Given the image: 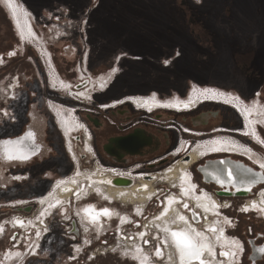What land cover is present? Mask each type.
I'll use <instances>...</instances> for the list:
<instances>
[{
    "label": "rangeland",
    "instance_id": "obj_1",
    "mask_svg": "<svg viewBox=\"0 0 264 264\" xmlns=\"http://www.w3.org/2000/svg\"><path fill=\"white\" fill-rule=\"evenodd\" d=\"M12 2L19 17L18 26L13 19V10L0 0V54L14 50L0 60V139L15 137L27 126H32L42 147L32 162L6 163L0 158V264H152L155 258L162 264H179L177 249L167 233L164 232L163 236L157 226L149 227L148 231L141 230L142 225L149 224L150 218L164 212L162 204L170 193L181 194L170 182L153 181L151 188L143 183L146 180H141L144 188L147 186L146 189L150 187L158 191L148 200L144 212L134 207L144 205L141 200L111 204L102 200L103 196L99 197L98 192L89 195L81 190L82 197H77L79 191L75 190L72 204L56 209L47 218V227L42 228L43 235L36 249L37 232L21 224L14 227L12 223L18 217L24 219L23 223L32 218L31 223L36 226L39 208L34 200L42 194L45 196L55 181L74 176L78 170L97 171L95 167L98 166L101 169L134 168L145 174H159L176 163L179 158L176 152L181 148L182 155L199 141L228 137L218 136L216 130L219 126L241 127V119L232 108L214 102H208L210 104H204L192 113H186L190 112L187 110L151 113L138 109L131 102L115 106L132 96L156 97L162 101L185 100L196 89L229 91L232 95L238 93L250 108L262 106L261 115L255 118H264V89L237 66L239 57L247 54L237 50H259L264 44V32H261L264 16L260 14L264 3L256 0ZM195 13L209 30L201 35L204 48L197 46V39L190 30L196 21ZM25 17L38 36L37 40L35 34L28 37L22 31L24 19L26 25L28 23ZM250 54L256 56L259 52ZM244 60L247 62L248 59L245 57ZM216 71L228 74L227 84L216 79ZM85 77L96 84L104 80L103 85H97L93 91L91 100L86 102L74 100L65 91L58 92L51 85L52 79H61L75 89ZM240 82L247 84V89ZM52 105L64 111L71 110V116L92 131L95 154H86L83 150L81 132L73 135L80 160L78 165L66 150ZM207 107L216 109L218 114L211 112L208 120L203 122L201 111ZM198 118L200 120L196 121ZM136 129L154 135L158 140L156 147L142 154H126L122 159L103 150L111 138L125 136ZM257 129L264 139V119ZM212 151L215 150L208 149L201 157ZM214 157L216 155L208 156L189 167L195 190L199 195L216 198L219 208H223L218 209L224 214L210 213V216L215 223L218 217L222 222V216L228 218L223 225H227V236L233 239L235 248L232 245L224 247L236 250L235 259L240 255L236 264H264V253L256 263L251 259L253 244L264 247V212L258 206L256 209L259 210L254 212L246 207L247 201L264 207V183L259 184L262 186L259 189L254 187L248 196H223L220 192H226L228 188L205 180L199 170L207 159ZM185 175L184 171L177 182L184 183ZM99 189L104 191L102 186ZM108 194L113 196L109 191ZM82 198V202L78 201ZM114 199H117L116 194ZM188 200L190 205L185 203V210L184 205L180 207L185 215H189L187 211H193L192 225L198 231L207 232L209 225L205 211L195 205V198ZM75 203L77 208L86 204L106 205L120 213V217H110L108 221L106 218L100 229L89 225L84 230V224L76 216ZM42 206L40 220L50 209L47 202ZM124 215L127 220L129 215L134 218L132 225H128L130 220L124 224L121 219ZM73 222L77 231L73 230ZM138 222L137 230L152 242L145 245L144 237L130 247L119 239V230L121 224L127 229L137 226ZM8 251H18L23 257L4 261ZM219 252L222 253L220 249Z\"/></svg>",
    "mask_w": 264,
    "mask_h": 264
},
{
    "label": "flooded vegetation",
    "instance_id": "obj_2",
    "mask_svg": "<svg viewBox=\"0 0 264 264\" xmlns=\"http://www.w3.org/2000/svg\"><path fill=\"white\" fill-rule=\"evenodd\" d=\"M4 3L6 4L7 7H9L11 10H13V19L15 20L17 26L19 25V17L16 14V11H14V3L12 2L13 0H3ZM259 3H264V0H256ZM262 11L260 12L261 17L264 16V9L263 7H261ZM27 18V17H25ZM194 18L196 19V21L194 22V25L192 26V28L190 29L192 34L194 35V37L197 39V46L199 48H204V37H201L202 34H204L203 32H209V30L207 29V27L205 26V22L199 20L198 18V14H194ZM264 19V17H263ZM198 20V21H197ZM27 21L30 23L29 19L27 18ZM86 21V20H85ZM87 23V22H86ZM23 30L24 32H26L27 36L31 37L33 34L36 35V33L34 32L31 23L26 25L25 23V19H24V23L22 24ZM34 32V33H33ZM201 32V33H198ZM261 32H264V24H263V29L261 30ZM20 35V34H19ZM38 39V36L35 40ZM205 40L208 42L210 41V38H205ZM262 47L259 50H251L250 48L248 50H246L245 47V52H242L240 50H237L240 53H247L243 58L240 56V61L237 62V66L238 68L245 70V75L248 76L251 80L257 81L260 83L261 88L264 89V44L261 45ZM256 51L259 52V54H256ZM13 52L14 50H10L8 52H6L5 54H0V60L3 59L4 55H10V53ZM251 52H255L256 56H252L250 53ZM247 58V62L244 60V58ZM2 63V62H1ZM251 68V70H250ZM116 71V70H115ZM214 76L216 77L217 80L224 82L225 84L228 83V74L225 72L219 73L218 71H216V73L214 74ZM86 81V80H85ZM104 81V80H103ZM103 81H99L98 84L96 83H88V85L86 86V88H72L70 86V84L65 83L64 81H62L61 79H57V80H53L51 81V85L52 87L56 90V91H65L66 95H68L69 97L71 96L74 100H78L81 102H86L91 100V95L94 93L93 91L95 90V88L100 87L101 85H103ZM114 81V80H113ZM87 82V81H86ZM240 85H242L245 89H247V84L244 85V83L240 82ZM227 92V93H226ZM233 93V92H232ZM237 95H232L229 91H225V92H219L216 90H193L192 94L189 95V97L185 100H180V99H176V100H159V99H152V98H146L142 97V96H136L137 98H135L134 96L128 98V101H122L120 104H115V106H119V105H123L126 102H131V104H133L134 106H136L138 109H142L144 111H148V112H155L158 110H173V111H183V110H187L190 112H186V113H192L195 112L196 110L202 108L201 106L204 104H210L208 102H214L216 104H221V105H225L228 106L230 108H232L237 115L239 116V118L241 119V127L240 129H232L231 127L227 128V127H223V126H219V128L216 130L217 133L220 135H226L228 137H224L222 139H213V140H207V141H199L198 144L193 145L194 147H192L190 149V151H188V153L186 154H180L179 150L176 152V155L179 156V158L177 159L176 163L172 166H170L168 169H165L164 171H162L159 174H156V176L154 177V180L148 181L150 187L152 188L151 183L153 181H159V182H167V178L165 177H169L170 175L173 177L171 178V180L176 182L173 184V186H182V184L177 182V179L174 177V174L177 175L176 173V167L179 166L180 164L182 165H186L185 168V176L183 177V180H185L186 184L182 187L187 186V184H189L190 188H192V186L194 185L193 182L191 181L190 177H189V173H188V169L189 167H191L193 164H197L200 160L208 157V156H214L216 155V157L214 158H220L223 156H236L239 159H245L247 162H249V158L252 159V157H256L261 164L259 165H264V139L261 137V135L259 134V131L257 129V127L260 125V122L264 119L263 117L260 119H256L255 117L260 116L262 113V106L258 107H248L244 101L242 100L241 96L238 93H235ZM194 95H197L198 98L194 99V101L192 103H189V100L191 98L194 97ZM237 98L240 101H238ZM138 99V100H136ZM230 99V100H229ZM258 101V100H257ZM196 103V104H195ZM236 103V104H235ZM215 104V105H216ZM52 112L54 113V117H56V123L58 125V129L60 130L63 138H64V142H65V147L66 150L68 151V153H70L71 157L74 159L75 163L78 165V160H79V156L77 151L75 150L74 147V142H73V135L74 133H78L81 132L82 133V142L84 144L83 150L85 151V153L89 154V153H94L95 154V149L92 145V140L94 139V136L91 135L90 131L91 129L86 125L82 124L78 119L73 118L71 116V110L68 111H64L60 108H54L52 105ZM238 109V110H237ZM151 110V111H149ZM204 111L202 112L201 118L206 122L208 120V118L210 117V113H217V110L214 108H206V109H202ZM264 110V109H263ZM218 114V113H217ZM32 116H35L34 114ZM31 118V116H30ZM34 118V122H36V117ZM199 118L196 119V121L200 120ZM250 123L254 124V129H255V136L252 137L251 135L248 134V130L247 127H250ZM257 123V124H256ZM257 125V126H256ZM240 132H238V131ZM27 131V132H26ZM23 136L27 137L28 142H29V146H28V150H27V159H23L24 161H19V160H8L6 157L8 155H11L13 157H18V151H12V152H3V148L2 146H0V158L2 159V161H5L6 163H28V162H32L33 160L36 159V157L39 156L40 152H41V147L42 145L38 143V138H37V132L34 129V127L32 126H27V128L19 135H22L23 133H25ZM92 132V131H91ZM189 132V131H188ZM187 132V133H188ZM31 133L32 135L29 136L28 134ZM140 135H137L142 141L140 142V147L137 149L140 153H145L147 151H149L150 149L152 150L154 147H156V145L158 144V140L157 138L150 134L149 132L145 131V130H140L138 132ZM243 133V134H241ZM247 133V134H246ZM17 135V136H19ZM142 136V138H141ZM16 137V136H15ZM13 138V137H12ZM12 138H7V139H12ZM116 138V137H115ZM35 139V140H34ZM3 140V139H0ZM38 143L40 145V149L38 151V153H36L37 151V144ZM205 144V145H204ZM36 145V146H35ZM220 147L224 150L222 151H229L228 153L226 152H220V154H215V153H210L207 154L202 158L201 156L204 155V153L211 148H217ZM120 144L115 143L113 144L112 147V151L114 154H127L126 151L122 150V148H119ZM185 149V146H183ZM233 148H236L238 150H242V153H237L233 151ZM260 148L261 150L258 151ZM263 148V149H262ZM227 149V150H225ZM104 150V149H103ZM235 150V149H234ZM105 151V150H104ZM184 151V150H183ZM196 151V153L198 154V157L196 159L195 162H192L190 164H188L190 162V153ZM232 151V152H231ZM109 155V154H108ZM128 155V154H127ZM222 155V156H221ZM116 158V157H115ZM123 158V157H122ZM187 158V159H185ZM212 158V159H214ZM80 161V160H79ZM80 164V163H79ZM97 171H87V170H78L77 174H75L74 176H70L66 179L60 178L59 180L55 181L49 192L45 195V196H38L37 199H35L34 201L36 202V204L38 205V212L36 214V226H34V223L32 222V218L30 220H28L26 223H23V221L21 220V218H17L15 220L13 224H16V226H18L17 224H20L25 226V227H32L35 230L36 233V237H35V245L38 243V241L40 240L41 236L43 235V230L42 228H46L47 227V218H49L56 209H60L63 207H66L68 205L72 204V197H73V192L75 190H78V196L77 197H82L81 195V190L82 187L84 186V191H89L88 194L91 195L92 193L95 194V192H98L97 194L99 195V197L103 196L102 200L106 201V203H113L115 201H120L118 199H114V198H108L106 195H103L102 192L96 188L94 189H89L88 187V183L86 184V176L91 174V175H98L99 177H104V178H108V177H114L115 174L113 173H105V170L100 167H95ZM99 168V169H98ZM102 170V171H101ZM175 170V171H174ZM112 174V175H111ZM149 175H147L148 177ZM118 177V176H117ZM153 178V175H152ZM76 179V180H75ZM179 179V178H178ZM131 180V179H130ZM143 180V179H140ZM139 180V181H140ZM132 185L134 186L135 182H137L136 180H131ZM191 181V182H190ZM83 183V186H82ZM105 184L107 182H104ZM75 187L71 189V185H74ZM193 184V185H192ZM108 186H110L108 183L106 184ZM130 186V187H131ZM195 186V185H194ZM264 186V185H263ZM147 187V186H146ZM146 187L144 188V184L140 185V186H136L135 189L136 191H143L144 189H146ZM262 186L256 187V188H261ZM187 187H185L186 189ZM88 189V190H87ZM139 189V190H138ZM98 190V191H97ZM154 190V195L156 194V189ZM153 195V196H154ZM152 196V197H153ZM84 198L82 199H78V201L82 202ZM198 201L200 204H202V209L203 211H209L210 208L213 205L211 204V201L217 202L215 201L216 198L214 197H208L205 196V194H203L202 196H198ZM108 200V202H107ZM205 200V202H204ZM208 201L210 202V204L208 203ZM49 203V211L47 213V215L45 217H42L40 220V216H39V210L43 207L42 205L45 203ZM202 202V203H201ZM20 203H26V202H20ZM77 203H75V205H73V207H75L76 209V216L79 217L80 221L82 224H84L83 229L86 230L88 228L89 225H92L94 228L96 229H100L104 223H106V218L107 221L108 219H113L117 216V213L114 212L115 210H112L111 207L104 205V207L101 206H97V205H93V204H86L84 206H86L88 209H90L92 211L93 214H97L98 217L100 218L99 221L91 223L88 220V216L86 215V213L82 210V207H78L76 206ZM170 202L167 203V205H169ZM248 204V208H252L251 210H255L256 206H258L263 212H264V207H262L261 205L251 202V201H247ZM95 206V207H94ZM138 207H143L144 205H138ZM90 207V208H89ZM170 207V206H169ZM206 207V208H205ZM107 209L108 213L107 215L104 214V210ZM171 211L174 210L173 206H171ZM74 210V208H73ZM259 210V209H256ZM167 225H169V223H167ZM14 226V225H13ZM77 227V225H76ZM175 231H185L183 233H187L186 235L191 239V241L195 244H203V242L197 243L195 241H193L192 236H190V233L188 232L187 229H176ZM189 233V234H188ZM192 234V233H191ZM37 239V241H36ZM172 239V237H171ZM232 247L235 245L233 244V242H231ZM18 246V245H16ZM235 248V247H233ZM260 248H264L263 246H256L255 244H253L252 249V255H251V259L253 261H256L263 255V253H260L258 250ZM36 249V247L34 248ZM230 251V249H229ZM10 251H8L6 258H4V261H8V260H19L23 257V253L19 254L18 251H14L13 253H9ZM207 252V251H206ZM228 252V251H227ZM232 252V251H231ZM233 253V252H232ZM229 257V255H227ZM239 257L240 255L236 256V259L234 258V260L232 261V264H236L239 261ZM194 262H191L190 264H192Z\"/></svg>",
    "mask_w": 264,
    "mask_h": 264
},
{
    "label": "bare ground",
    "instance_id": "obj_3",
    "mask_svg": "<svg viewBox=\"0 0 264 264\" xmlns=\"http://www.w3.org/2000/svg\"><path fill=\"white\" fill-rule=\"evenodd\" d=\"M28 24H30V23L28 22ZM84 80H86L87 82L84 81L83 83L75 86V88L79 89V88L87 85L90 82L92 83V80L87 78V77H85ZM150 98L153 99L154 97H150ZM197 98H198V96L194 95V97L189 100V103H192L194 101V99H197ZM136 100H138V99H136ZM149 111H151V110H149ZM26 132L23 133L22 135L13 137L12 139L6 138L3 140H0V146H2L4 153L12 152V151H18L19 154H18V157L14 159L15 161L16 160L24 161L23 159H20L19 157H25V156L28 157L27 156V150H28L29 142H28L27 137L23 136L24 134H26ZM136 137L139 138L140 136L138 137L136 135ZM137 138L131 137V139H127L124 141L121 139H112L110 141V144H109V149H112L113 144H115V143L120 144L119 148H122V150H124V151L125 150L127 151L128 149L129 150L130 149H138L140 147L141 141L138 140ZM36 144H37V150H36L37 152L36 153H38V151L40 149V145L38 143H36ZM233 151L237 152V153H242L241 152L242 150H238L236 148H233ZM197 157H198V154L196 153V151L191 152L190 153V162L188 164L195 162ZM185 159H187V158H185ZM252 159H254V161H256L258 164H261V162L256 157H252ZM207 160L208 161L205 165H201L199 167V170L201 171L202 175L204 176V179L209 181V182L211 181V183H213V184L215 183V184H217L223 188H228L226 192H230V193L236 192L239 194L245 193L246 191L252 189L253 187H255V188L259 187L260 186L259 183L261 181V178L264 177V171L258 172V171H256V169H254L252 166H250V163H248L247 161L241 160L239 158H233L229 155L223 156L220 158L207 159ZM168 168H166V169H168ZM185 168H186V165L180 164L176 168V173L178 172L177 175L174 174V172H173L174 177L176 179H178L179 175L185 171ZM104 170H105V173L110 172V173L115 174V176L104 178L101 176L99 177L98 175L89 174L85 178L86 184L88 183L89 189L96 188V189L100 190L99 186H102L104 188V191H102L103 195H106L108 198L112 199V198H115V194H116V197L118 200L125 201L126 203L127 202H130V203L136 202L137 203L141 200L142 202H145L143 207H138L137 205L136 206L134 205V207H137L139 211L144 210L148 200L153 198L156 195V194L154 195V191L150 187L148 189H144L143 191H136V189H135L136 186L142 185L141 184L142 181L140 179L146 180L143 183L145 185H147V184H149L148 181L154 180V177L156 176V174H145L142 171L135 170L134 168L123 169V168H118V167H109V168H104ZM118 174H122V175H118ZM147 175H149V176L147 177ZM152 175H153V178H152ZM116 178H118V179L116 181H114V179H116ZM165 178H167L166 181L172 183V185H173V183L176 182V180L175 181L171 180V178H173L171 175L169 177H165ZM130 179L137 181V182H135L134 186H131L133 181H131ZM104 182H107L110 186L106 185L107 183L105 184ZM184 183H186L185 180H184ZM184 185H186V184L182 183V186H184ZM182 186H180V187L175 186V187H177V190L180 191L181 194L176 195L174 193H170L166 197V199L163 201V204H162V206L164 207V212L163 211L160 212L157 215V219H154L152 222H149V225L153 228H155V226H157L156 228L159 229L160 232L163 231V233H162L163 236H165V234H164V232H165V233H167L169 238L172 237L171 240L174 242L175 248L177 249L176 251H177V258L179 260V264H190L191 262H194L192 264H198V262H200V261L196 260V259L189 258L188 254H187V250H185L182 253L181 249L177 247L176 239L173 237L172 233H174V232L175 233H182L184 235H186L187 233H183L185 231H183V232L175 231L176 229H187L188 232L190 233V236H192L193 241H195L197 243L203 242V244H196L195 243V245L197 246V248L202 249L200 259L203 260L204 264H232V261L234 260V257H235L237 252H236V250L233 251V249L231 250L228 247H224L225 245H230L231 242H234L233 239H231L227 236V225H223L224 221L228 220V218L225 216H222L223 217L222 218L223 222H222V220H220V217H218V218H216L218 221L215 223L214 221H212L211 216H210V213H212V214L216 213V215L220 212L223 213V211L219 212L220 208H219L218 202L211 201V204L213 206L209 207L210 208L209 211L204 212V214L207 215V219H208V222H207L209 225L208 231L204 232V233L201 231H198V229L196 227H194V225H192V220H191V216H192V218H195V214L193 213V211H187L189 213V215H185L184 210L186 208V205H188V204L190 205V201L188 200L190 198L191 199L195 198L194 202L197 203L195 205H197L198 207H200L202 209L203 208L202 204H200L198 199H197L198 196H202V195H199L197 193L194 185L192 186V188H190L189 184H187V186H185V187H187L186 189H185V187H182ZM74 187H75V184L71 185V189ZM72 191H73V189H72ZM108 191L111 192L113 194V196H110L108 194ZM157 192L158 191L156 190V193ZM223 196L228 197L227 194L223 195ZM234 197H232V198H234ZM241 197H243V196H241ZM168 202H170L169 205H167ZM204 202H205V200H204ZM185 203H186V205H185ZM208 203L210 204L209 201H208ZM181 205H184V206L182 207ZM247 205L248 204H246V207H248ZM171 206H173V208H174V210H172V211L170 209ZM193 207H194V205L192 206V208ZM188 208H191V206H188ZM251 209L252 208H249V211H252V212L257 211L256 209L255 210H251ZM82 210L89 217L88 220L91 223L99 221L100 218L98 217V215L93 214L92 211L90 209H88L86 206H84L82 208ZM220 210H223V208ZM194 211H196V210H194ZM118 216L120 217V213L117 214V216H116L117 219H119ZM181 217H183V219H181ZM167 223H169V225H167ZM172 223H178V224L173 225ZM72 226H73V230L77 231V227H76L75 222L72 223ZM219 249L222 251V253H227V255H229V257L227 255H221L219 252ZM229 249H230V251H229ZM182 256H183V258H182Z\"/></svg>",
    "mask_w": 264,
    "mask_h": 264
},
{
    "label": "built area",
    "instance_id": "obj_4",
    "mask_svg": "<svg viewBox=\"0 0 264 264\" xmlns=\"http://www.w3.org/2000/svg\"><path fill=\"white\" fill-rule=\"evenodd\" d=\"M125 173V172H124ZM118 175H122V174H118ZM82 186H83V184H82ZM83 189H84V186L82 187ZM83 189H82V191H83ZM78 195V194H77ZM162 204V203H161ZM142 212H144V210H142ZM159 213H157L156 215H154L152 218H150V220L147 222V223H149V222H152V220L153 219H157V215H158ZM126 215H124L121 219L124 221V224H126L129 220V222L128 223H130V224H128V225H132L133 224V220H134V218L133 217H131V215H129L128 217H129V220H127V218L125 217ZM19 218V217H18ZM17 218H15V220H16ZM21 220L22 221H24V219H22L21 218ZM15 222V221H14ZM122 225L121 224V229L119 230V235H121L120 237H119V239L121 238L122 240H124V241H126L127 242V244H129V246L131 247V244L132 245H134L135 244V242L137 241V240H139L140 238L142 239V238H144V237H146L143 233L141 234V230H143V231H148V229H149V227H151L149 224H145V225H142L141 226V230H140V232L137 230L138 229V226L140 225V222H138V225L137 226H135V227H131V226H129V228H127V229H125V225ZM145 226H146V228H145ZM14 227H18V226H16V224H14ZM118 233V232H117ZM146 243H144L145 245H148V244H150L151 242H150V239L149 238H147L146 237ZM102 244H106V243H102ZM158 245V244H157ZM137 250V249H136ZM165 253V252H164ZM152 264H162L161 262H160V260H158L157 258H155L153 261H152Z\"/></svg>",
    "mask_w": 264,
    "mask_h": 264
},
{
    "label": "snow or ice",
    "instance_id": "obj_5",
    "mask_svg": "<svg viewBox=\"0 0 264 264\" xmlns=\"http://www.w3.org/2000/svg\"><path fill=\"white\" fill-rule=\"evenodd\" d=\"M28 135L31 136L32 134L29 133ZM6 158L8 160H12V159H15L17 157H13L11 155H8ZM19 158L20 159H27L28 157L25 156V157H19ZM262 167H264V165H262ZM104 214L105 215L109 214L107 209L104 210ZM181 219H183V217H181ZM172 235L176 239L177 247L181 249L182 253L185 250H187V254H188L189 258L199 260L200 264H204L203 260L200 259L202 249L197 248V246L191 241V239L188 236H186L182 233H175V232L172 233ZM258 251L260 253H264V248H260ZM157 255H160V253L157 252ZM221 255H227V253H221ZM182 258H183V256H182Z\"/></svg>",
    "mask_w": 264,
    "mask_h": 264
},
{
    "label": "water",
    "instance_id": "obj_6",
    "mask_svg": "<svg viewBox=\"0 0 264 264\" xmlns=\"http://www.w3.org/2000/svg\"><path fill=\"white\" fill-rule=\"evenodd\" d=\"M140 130H142V129H136V130H134L132 133H129V134H127V135H125V136H119V137H114V138H111L110 139V141L112 140V139H121V140H127V139H131V137H134V138H137L136 137V135H140L138 132L140 131ZM143 131V130H142ZM141 138H142V136H141ZM138 140H140V141H142L140 138H137ZM110 141L106 144V145H104V147H103V149L109 154V155H111V156H116L118 159H122V157L124 156V155H126L125 153L124 154H122V155H119V154H114L113 153V151L111 150V149H109V144H110ZM126 151V150H125ZM126 153L127 154H129V155H136V154H139L140 152L137 150V149H128L127 151H126ZM118 178H116V179H114V181H116ZM221 194H226V192H220Z\"/></svg>",
    "mask_w": 264,
    "mask_h": 264
}]
</instances>
